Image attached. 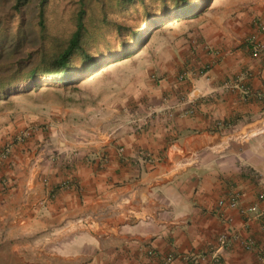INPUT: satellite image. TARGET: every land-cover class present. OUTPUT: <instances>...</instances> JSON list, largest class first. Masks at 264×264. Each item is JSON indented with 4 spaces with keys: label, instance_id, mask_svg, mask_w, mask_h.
Segmentation results:
<instances>
[{
    "label": "crops",
    "instance_id": "obj_1",
    "mask_svg": "<svg viewBox=\"0 0 264 264\" xmlns=\"http://www.w3.org/2000/svg\"><path fill=\"white\" fill-rule=\"evenodd\" d=\"M163 28L144 102L61 104L46 126L42 104L0 111V262L264 264V51L247 43H264V0Z\"/></svg>",
    "mask_w": 264,
    "mask_h": 264
},
{
    "label": "rangeland",
    "instance_id": "obj_2",
    "mask_svg": "<svg viewBox=\"0 0 264 264\" xmlns=\"http://www.w3.org/2000/svg\"><path fill=\"white\" fill-rule=\"evenodd\" d=\"M211 1L187 0L201 9ZM13 3L0 0V111L5 106L22 107L27 101L42 104L37 113L45 120L40 126L51 122L54 115H47L57 105L111 98L116 91L137 93L140 103L144 102L142 93L157 80L148 68L150 55L168 32L164 25L174 20L179 7L176 0H132L126 4L120 0H45L43 6L40 0H29L15 10ZM40 9L43 37L38 23ZM80 9L84 11L81 45L91 60L76 53L71 57L70 76L38 72L26 79V71L36 64L42 50L53 52L71 35ZM0 264L21 263L10 259Z\"/></svg>",
    "mask_w": 264,
    "mask_h": 264
},
{
    "label": "trees",
    "instance_id": "obj_3",
    "mask_svg": "<svg viewBox=\"0 0 264 264\" xmlns=\"http://www.w3.org/2000/svg\"><path fill=\"white\" fill-rule=\"evenodd\" d=\"M29 0H14L12 8L19 10L22 6L26 5ZM45 0H40V6L44 5ZM132 0H120V3L126 4ZM179 7L175 8L174 16L172 19L178 20L181 18L192 17L202 12L206 8H199L197 5H191L187 0H176ZM81 4V3H80ZM198 7V8H197ZM83 10L80 9L75 17V28L67 40L57 47L53 52L49 53L42 50L37 57L36 64L26 71V79H32L36 73L41 72L43 75L49 76H68L71 73L70 61L71 57L76 53L83 54L85 59L91 60V56L83 51L81 41L83 37ZM41 28V36L44 35V22H43V10H39V21ZM38 63V64H37ZM43 65V68H39V65ZM70 76V75H69ZM13 80L8 83H12ZM0 82V88L2 87Z\"/></svg>",
    "mask_w": 264,
    "mask_h": 264
},
{
    "label": "built area",
    "instance_id": "obj_4",
    "mask_svg": "<svg viewBox=\"0 0 264 264\" xmlns=\"http://www.w3.org/2000/svg\"><path fill=\"white\" fill-rule=\"evenodd\" d=\"M247 43L250 46V52L252 55H258L264 51V43L255 34H252L247 38ZM180 77L183 78V76H180ZM133 122L135 124L136 130H139L142 128V125L138 121L134 120ZM7 154H8V148L6 147L0 151V159L4 158ZM251 176L256 178V179L258 178V175L254 172H251ZM259 197L263 198L264 193H261L259 195ZM224 204L228 205L229 207H236V205H237V194L235 193V194L230 195L226 200L220 199L218 201L219 206L224 205ZM249 212L255 213V207L251 206L248 209L241 210V213H243V215H245L246 218L249 217L246 214ZM217 242H218V248L217 249H220V248L226 247L230 243V239H228L226 234L222 233L218 236ZM240 242L242 243L243 247L247 250H251L255 246L252 239H241ZM149 254H152V251H149ZM215 257L217 258L218 255H215ZM170 260H172L171 256L166 258V261H170Z\"/></svg>",
    "mask_w": 264,
    "mask_h": 264
}]
</instances>
